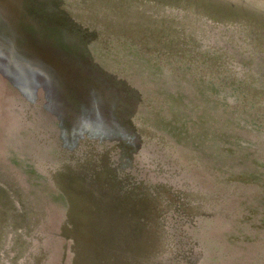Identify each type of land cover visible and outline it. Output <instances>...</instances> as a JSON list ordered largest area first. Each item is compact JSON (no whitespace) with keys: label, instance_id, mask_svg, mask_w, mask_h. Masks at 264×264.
Masks as SVG:
<instances>
[{"label":"rangeland","instance_id":"rangeland-1","mask_svg":"<svg viewBox=\"0 0 264 264\" xmlns=\"http://www.w3.org/2000/svg\"><path fill=\"white\" fill-rule=\"evenodd\" d=\"M0 264H264V0H0Z\"/></svg>","mask_w":264,"mask_h":264},{"label":"water","instance_id":"water-1","mask_svg":"<svg viewBox=\"0 0 264 264\" xmlns=\"http://www.w3.org/2000/svg\"><path fill=\"white\" fill-rule=\"evenodd\" d=\"M102 160H104L103 156H100V158L94 162H92L91 159L89 158H84L82 160L75 162V165H73L75 166V168L73 169L67 166L64 167V174H67V176L65 177V181L64 179L62 180L59 177L57 178V182L59 183V185L63 187L64 189H66L68 193L69 203L66 202L67 203V220H68V223L72 226H76L80 223L79 218H76L74 220V217H73L74 210L76 208L79 209L80 211L87 212V214L89 215L87 223H89L90 225L93 223L99 224L100 221H106V217L104 216V213H105L107 206L109 205L113 206L114 208L116 207L128 208L126 205H124V203L125 201L130 199L131 194H126L128 192L122 191V188L119 187L120 186L119 180L117 178L115 179L114 177L109 176L108 174H102L100 172H98L97 174L96 173L94 174L92 172V170L95 171L99 167V165L95 162L101 163ZM85 166L87 167V170H89L88 171L89 175L85 174L87 171V170L85 171ZM105 168H108L107 164ZM74 170H77L78 181L80 182V175H82L83 184L87 185V187L80 185V187L83 188L84 192L74 191V188L76 186L71 183V180L69 177V176L73 177L71 173ZM102 170L104 171V169ZM86 193H88L89 196H87ZM105 198H107L108 202L110 203L109 205L108 204L105 205L104 203ZM100 207H102L105 210L101 209ZM129 210L133 211V215H136V205H133ZM101 213H102V216H101ZM90 216H91V219H90ZM75 245H76V240H75ZM78 255H79V252H77L75 256L76 259L78 258Z\"/></svg>","mask_w":264,"mask_h":264}]
</instances>
